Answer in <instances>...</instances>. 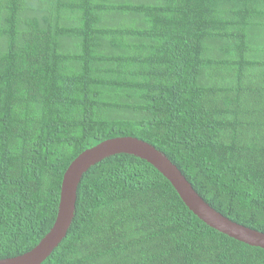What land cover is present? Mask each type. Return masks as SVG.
<instances>
[{
	"label": "trees",
	"instance_id": "16d2710c",
	"mask_svg": "<svg viewBox=\"0 0 264 264\" xmlns=\"http://www.w3.org/2000/svg\"><path fill=\"white\" fill-rule=\"evenodd\" d=\"M132 137L264 233V0H0V260L52 228L84 151ZM41 264H264L127 154L91 167Z\"/></svg>",
	"mask_w": 264,
	"mask_h": 264
},
{
	"label": "water",
	"instance_id": "95a60500",
	"mask_svg": "<svg viewBox=\"0 0 264 264\" xmlns=\"http://www.w3.org/2000/svg\"><path fill=\"white\" fill-rule=\"evenodd\" d=\"M127 154L152 166L172 186L185 207L213 230L248 246L264 249V233L230 221L193 190L191 185L169 159L151 145L132 137L106 140L81 153L65 171L60 186L57 215L50 231L31 251L0 264H41L65 238L75 213L77 189L83 175L102 160Z\"/></svg>",
	"mask_w": 264,
	"mask_h": 264
}]
</instances>
